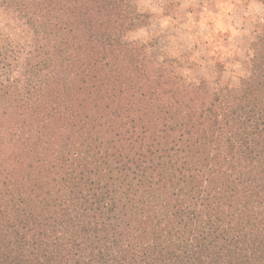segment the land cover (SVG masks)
<instances>
[{
  "label": "trees",
  "instance_id": "obj_1",
  "mask_svg": "<svg viewBox=\"0 0 264 264\" xmlns=\"http://www.w3.org/2000/svg\"><path fill=\"white\" fill-rule=\"evenodd\" d=\"M0 16V264H264V25L212 90L132 38L135 0Z\"/></svg>",
  "mask_w": 264,
  "mask_h": 264
},
{
  "label": "rangeland",
  "instance_id": "obj_2",
  "mask_svg": "<svg viewBox=\"0 0 264 264\" xmlns=\"http://www.w3.org/2000/svg\"><path fill=\"white\" fill-rule=\"evenodd\" d=\"M144 16L132 38L147 41L185 84L238 89L251 73V45L264 25L258 0H135ZM5 23L6 18L0 16ZM6 24V23H5ZM18 35L24 33L14 23Z\"/></svg>",
  "mask_w": 264,
  "mask_h": 264
}]
</instances>
